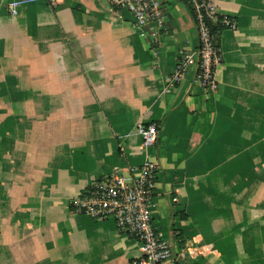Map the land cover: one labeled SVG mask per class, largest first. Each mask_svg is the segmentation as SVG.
<instances>
[{
	"label": "crops",
	"instance_id": "0c3cea01",
	"mask_svg": "<svg viewBox=\"0 0 264 264\" xmlns=\"http://www.w3.org/2000/svg\"><path fill=\"white\" fill-rule=\"evenodd\" d=\"M208 1L237 22L217 39L215 92L196 81L182 0H160L165 23L145 28L109 0H0V264H132L137 240L69 202L146 159L163 264H264V0ZM141 122L159 126L148 150Z\"/></svg>",
	"mask_w": 264,
	"mask_h": 264
},
{
	"label": "built area",
	"instance_id": "2783aa9c",
	"mask_svg": "<svg viewBox=\"0 0 264 264\" xmlns=\"http://www.w3.org/2000/svg\"><path fill=\"white\" fill-rule=\"evenodd\" d=\"M23 2H43L54 6L59 0H22ZM117 13L126 11L131 14L133 24L145 28L152 23L162 27L165 23L160 0H109ZM18 2L8 4L11 15L17 12ZM199 36L197 50L196 81L211 92L218 90L217 70L221 65V51L218 36L223 29L237 30V22L231 16L216 13L208 0H187ZM204 11H206V15ZM214 23L220 18L223 29L213 33L207 21ZM160 34L156 33L152 42L159 43ZM187 67V60H180L172 76V81L179 83ZM136 132L142 139V148L154 147L159 138V126L156 123H138ZM131 174H124L118 169L94 180L84 191L69 202L73 214L85 215L95 221L113 220L120 233L140 243L141 255L132 264H163L173 260L170 243L162 237L153 220L157 188V162L146 159L139 168H132ZM212 246L203 248V252Z\"/></svg>",
	"mask_w": 264,
	"mask_h": 264
},
{
	"label": "trees",
	"instance_id": "16d2710c",
	"mask_svg": "<svg viewBox=\"0 0 264 264\" xmlns=\"http://www.w3.org/2000/svg\"><path fill=\"white\" fill-rule=\"evenodd\" d=\"M182 1H184L185 3H187V0H182ZM204 13H205V16H207L206 15V11H204ZM192 16H193V19H194L195 16L193 15V13H192ZM207 21L210 24V26L212 27L213 33H216L217 34L218 32H220L223 29V26L221 24L220 18H218V20H217L216 23H214V21L211 18H208V17H207Z\"/></svg>",
	"mask_w": 264,
	"mask_h": 264
}]
</instances>
